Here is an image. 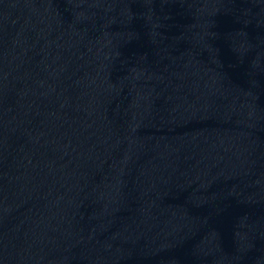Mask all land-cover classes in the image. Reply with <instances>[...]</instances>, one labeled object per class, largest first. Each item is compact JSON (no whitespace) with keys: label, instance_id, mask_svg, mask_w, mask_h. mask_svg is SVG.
I'll return each instance as SVG.
<instances>
[{"label":"water","instance_id":"obj_1","mask_svg":"<svg viewBox=\"0 0 264 264\" xmlns=\"http://www.w3.org/2000/svg\"><path fill=\"white\" fill-rule=\"evenodd\" d=\"M0 264H264V0H0Z\"/></svg>","mask_w":264,"mask_h":264}]
</instances>
